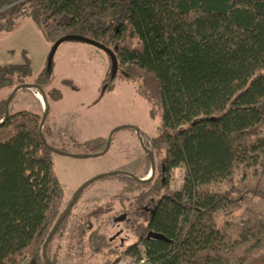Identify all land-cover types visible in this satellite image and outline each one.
Wrapping results in <instances>:
<instances>
[{
	"label": "trees",
	"instance_id": "16d2710c",
	"mask_svg": "<svg viewBox=\"0 0 264 264\" xmlns=\"http://www.w3.org/2000/svg\"><path fill=\"white\" fill-rule=\"evenodd\" d=\"M23 18L51 44L76 36L110 50L120 77L159 110L147 148L163 159L137 200L158 198L135 230L137 241L110 264L123 256L147 264H264V0H0V33ZM50 75L35 85L44 91ZM32 76L28 62L0 65V90ZM43 93L46 101L61 99L58 90ZM42 116L9 109L0 126V264H43V243L64 211L54 154L39 137ZM42 134L47 142L48 129ZM177 169L184 179L174 191ZM149 232L164 240L148 239ZM85 233L80 225L79 242Z\"/></svg>",
	"mask_w": 264,
	"mask_h": 264
},
{
	"label": "rangeland",
	"instance_id": "374dc122",
	"mask_svg": "<svg viewBox=\"0 0 264 264\" xmlns=\"http://www.w3.org/2000/svg\"><path fill=\"white\" fill-rule=\"evenodd\" d=\"M52 46L30 18L19 19L11 31L0 33V65H22L28 62L33 76L26 83L31 85L36 84L40 74L51 70L43 92L47 94L52 89L58 90L61 99L54 101L52 95H47L49 111L42 130L47 133V129L52 127L57 136L55 141L46 137L48 144L71 155L96 154L105 148L104 142L90 145L83 143L96 140L94 137L100 135L102 141H106L114 129L133 126L139 130V137L148 149L160 125L159 110L152 108L139 96L138 84L120 77L117 68L114 73L108 54L94 45L61 43L51 54ZM110 87L113 89L109 90ZM14 88L0 90V101H6ZM38 92L34 89L17 91L10 102V111L25 110L42 115L45 104L42 94ZM152 109L155 117L150 116ZM153 157L155 173L147 184L138 186L120 174L95 182L100 187L103 182L114 179L121 185L134 187L132 192H127L126 186L123 190L119 186H111L96 191L91 188L93 183L82 192L68 214L61 236L51 239L48 244L50 257L55 264H62L61 255L72 259L75 255L79 264H110L125 251L127 245L137 241L135 230L138 225H145L149 220L158 198L153 195L143 202L137 200L139 195L148 191V184L157 176L163 155L160 153ZM53 163L64 192V207L79 186L98 175L119 172L136 181L149 179L151 170L148 156L136 132L131 129L115 132L110 148L104 155L74 158L54 154ZM183 179L184 171L175 170L170 188L179 190ZM121 217L124 219L118 221ZM80 225L86 229L83 242H79ZM90 237L91 241L93 239L92 246L86 242ZM23 264L32 263L27 259Z\"/></svg>",
	"mask_w": 264,
	"mask_h": 264
},
{
	"label": "water",
	"instance_id": "95a60500",
	"mask_svg": "<svg viewBox=\"0 0 264 264\" xmlns=\"http://www.w3.org/2000/svg\"><path fill=\"white\" fill-rule=\"evenodd\" d=\"M68 40H81L83 42H87L91 45H94L102 50H104L108 56L110 57L111 59V62H112V67H113V72L116 71V68H117V62H116V59H115V56L114 54L106 49L105 47L93 42V41H89L87 39H84V38H81V37H76V36H67V37H63L61 38L60 40H58L57 42H55L52 46V49H51V54H53L56 49L58 48V46L65 42V41H68ZM21 89H34L36 91H39L38 93H41L42 94V101L43 103L45 104V110H44V113H43V116L41 118V121H40V124H39V128H38V132H39V137L41 139V141L43 142L44 146L50 151L52 152L53 154H58V155H67V156H70V157H74V158H90V157H96V156H101V155H104L107 153V151L109 150L110 148V145H111V140H112V135L119 131V130H122V129H131V130H134L138 136V139H139V142H140V145L142 147V149L146 152L147 156L149 157V161H150V164H151V170H150V178L149 179H135L137 182H140V183H146L148 181H150V179L153 177L154 173H155V163H154V157H153V153L151 151H149L148 149H146L143 145V142H142V139L139 137V130L136 128V127H133V126H121V127H118L116 129H114L109 135H108V138L106 140V145H105V148L103 149V151L99 152V153H96V154H91V155H71V154H68V153H65V152H61V151H58L54 148H52L45 140L44 138V135L42 134V128H43V125H44V122L46 120V117L48 115V111H49V108L47 106V102H46V99H45V96H44V93H43V90L37 86V85H31V84H21V85H18L16 86L12 92L10 93L9 97L7 98V100L5 101V105H4V108H5V112H4V119L3 121L0 123V126L2 124L5 123V121L7 120L8 116H9V105H10V102L12 101L13 97L15 96L16 92L21 90ZM118 174H122V173H119V172H113V173H108V174H103V175H98L86 182H84L81 186H79L77 188V190L75 191V193L73 194L71 200L69 201V203L67 204V206L65 207L64 211L62 212V214L60 215L59 219L56 221V223L54 224L53 228L51 229L50 233L48 234L46 240L44 241L43 243V246H42V259H43V262L44 264H52L50 259L48 258L47 256V246L49 244V242L51 241L52 237L55 235V233L57 232L58 228L60 227V225L63 223V221L65 220V218L68 216V214L70 213V211L72 210L73 206L75 205V203L77 202L78 198L80 197V195L82 194V192L89 186L91 185L92 183H95L96 181L98 180H101L103 178H106V177H111V176H116ZM126 175V174H125ZM129 176V175H127ZM131 177V176H129ZM124 219V217H121V218H118L117 220L118 221H122ZM147 238L148 239H155V240H164V238L160 235H157V234H154L152 232H149L147 234Z\"/></svg>",
	"mask_w": 264,
	"mask_h": 264
},
{
	"label": "crops",
	"instance_id": "0c3cea01",
	"mask_svg": "<svg viewBox=\"0 0 264 264\" xmlns=\"http://www.w3.org/2000/svg\"><path fill=\"white\" fill-rule=\"evenodd\" d=\"M48 131H49V134H48L47 138H50L51 140L55 141L57 139L55 129L52 127H49ZM94 139H101L102 140L103 137L100 135V136L94 137ZM93 184L94 185H92L91 188H93L96 191H101V190L107 189L108 187H111V186L113 188H116L117 186H119V188H121L122 190L124 188V185H121L118 181H115L114 179L103 182L100 187H98L99 185H96L95 183H93Z\"/></svg>",
	"mask_w": 264,
	"mask_h": 264
},
{
	"label": "built area",
	"instance_id": "2783aa9c",
	"mask_svg": "<svg viewBox=\"0 0 264 264\" xmlns=\"http://www.w3.org/2000/svg\"><path fill=\"white\" fill-rule=\"evenodd\" d=\"M60 257L62 264H79L78 261L75 260L77 259L75 255L73 259L67 255H61ZM113 264H147V262L144 258L140 259L139 261H134L133 259L131 260L126 257H122L117 259Z\"/></svg>",
	"mask_w": 264,
	"mask_h": 264
},
{
	"label": "bare ground",
	"instance_id": "6f19581e",
	"mask_svg": "<svg viewBox=\"0 0 264 264\" xmlns=\"http://www.w3.org/2000/svg\"><path fill=\"white\" fill-rule=\"evenodd\" d=\"M37 97L39 98V96L37 95Z\"/></svg>",
	"mask_w": 264,
	"mask_h": 264
},
{
	"label": "flooded vegetation",
	"instance_id": "af4514ba",
	"mask_svg": "<svg viewBox=\"0 0 264 264\" xmlns=\"http://www.w3.org/2000/svg\"><path fill=\"white\" fill-rule=\"evenodd\" d=\"M150 177H151V176H150ZM151 179H152V178H151ZM151 179H150V180H151Z\"/></svg>",
	"mask_w": 264,
	"mask_h": 264
}]
</instances>
